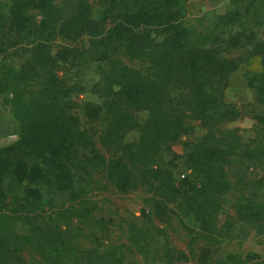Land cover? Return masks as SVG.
I'll use <instances>...</instances> for the list:
<instances>
[{"label": "rangeland", "instance_id": "obj_1", "mask_svg": "<svg viewBox=\"0 0 264 264\" xmlns=\"http://www.w3.org/2000/svg\"><path fill=\"white\" fill-rule=\"evenodd\" d=\"M170 1L189 46L207 50L212 67L233 70L219 82L228 111L188 112L181 133L131 158L121 143L141 139L149 111L111 100L110 88L156 71L131 40L104 28L101 1L0 0V264H186L199 245L224 239L264 264V0ZM23 8L47 21L45 34H21ZM38 84L54 86L49 111L69 102L108 159L91 157L70 188L45 179L37 156L16 164L11 154L25 119L40 114L27 93ZM107 101L126 112L106 110ZM120 160L127 167H116L114 180Z\"/></svg>", "mask_w": 264, "mask_h": 264}, {"label": "trees", "instance_id": "obj_2", "mask_svg": "<svg viewBox=\"0 0 264 264\" xmlns=\"http://www.w3.org/2000/svg\"><path fill=\"white\" fill-rule=\"evenodd\" d=\"M100 1L106 22L104 28H107L109 33H121L122 40H131L133 44L131 48L135 49L139 57L147 59L156 71L152 79L136 72V77L129 76L124 81L113 83L110 88L111 100L124 97L136 106L144 105V109L148 110L150 115L145 122L147 129L142 130L141 139L134 143H121L120 148L127 149L131 158L143 156V152H147L150 147L159 145L157 141L169 140L181 133L188 112L206 117L226 116L228 109L221 101L219 82L233 70L229 71L228 67L220 65L212 67L206 59L209 54L207 50L189 46L186 30L177 18V4L165 0ZM37 22L38 20L27 9L21 10V34H28L31 30H35V33L41 36L45 34L47 21L41 19ZM12 26L14 29L18 28L16 23ZM3 27L4 25L0 23V28ZM155 28L163 30L155 34ZM36 40L41 42L43 39L37 37ZM216 63H219V60L214 64ZM220 63L225 65L226 62ZM115 86H118V90H115ZM53 87L38 84L27 89L28 97H38L35 107L39 105L40 114L29 123H25V119L18 142L20 149L12 150L11 154L17 156L16 164L22 163L30 155L37 156L45 168V179L49 181L52 179L59 189H65L74 186L75 179L86 174L85 165L91 157L100 159L104 165L108 159L96 148L92 134L81 128L74 108L69 102L61 108L49 111L50 106L45 100L48 93L54 91ZM58 90L56 91L58 94L65 92L63 87ZM107 98H110V95H107ZM55 100L60 101L58 97ZM64 101L60 102L65 103ZM110 104L114 105L119 117L126 112V109L119 107L117 102L108 101L105 104L106 110ZM119 129L125 130V127L111 126L109 131L117 133ZM120 137L118 134L117 138ZM107 140L112 144L117 143L115 138L108 135ZM137 162H140V159H137ZM112 164L115 168L111 173L115 176L114 180L116 178L121 180V174L117 177L116 167L125 169L126 163L120 160ZM0 194H3L1 187ZM47 226L50 229L51 223ZM23 239L21 237V241ZM5 241L8 242L7 239ZM25 250V247L21 246V258L24 257Z\"/></svg>", "mask_w": 264, "mask_h": 264}, {"label": "crops", "instance_id": "obj_3", "mask_svg": "<svg viewBox=\"0 0 264 264\" xmlns=\"http://www.w3.org/2000/svg\"><path fill=\"white\" fill-rule=\"evenodd\" d=\"M245 259L236 241L224 239L199 245L194 258L186 264H255Z\"/></svg>", "mask_w": 264, "mask_h": 264}]
</instances>
